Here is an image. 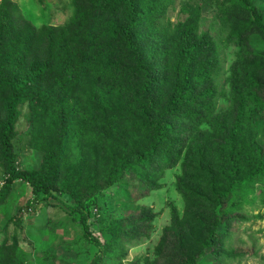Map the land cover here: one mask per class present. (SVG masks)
Returning a JSON list of instances; mask_svg holds the SVG:
<instances>
[{"label": "rangeland", "instance_id": "obj_1", "mask_svg": "<svg viewBox=\"0 0 264 264\" xmlns=\"http://www.w3.org/2000/svg\"><path fill=\"white\" fill-rule=\"evenodd\" d=\"M13 1L25 19L37 28L44 25L66 28L75 19V0ZM154 1L139 0L141 4ZM250 1L264 19V0ZM164 4L151 18L152 22L150 18L144 22L137 36L143 55L152 64L159 59L158 69L168 67L167 72L160 71L162 79L154 85L157 98L166 103L175 85L183 80L177 67L181 30L185 27L192 30L196 40L206 35L219 46L221 73L214 84L223 98L216 104L215 115L222 109L236 107L243 114L246 129L254 130L257 120L260 142L264 144V91L257 89L247 70L244 71L250 63L258 64L260 56L263 58L264 36L255 30L245 38L233 35L247 24L254 28L238 0H166ZM199 7L201 14L197 12ZM192 16L197 19L191 20ZM238 60L241 76H233L236 81L231 83L232 68ZM74 72L81 76L80 82L71 80V96H67L62 107L57 103V95H47L45 98L52 102L49 111L34 119L29 100L18 105L12 140L16 166L20 170H40L47 147L57 144L63 151L52 170L55 184L52 196L36 191L22 180L13 182L3 194L0 248H10L6 251L7 255L15 256L14 264H178L177 232L187 223L180 226L176 219L180 216L183 222L198 206L190 203L179 187L182 161L174 167L167 165L163 157L171 155L168 147L151 167L133 165L115 182L124 157L132 155L148 133L135 119L127 117L133 101L123 105L122 92L115 95L118 107L110 114L115 121L108 122L107 113L99 108L102 96L92 89L93 85L103 91L105 83L94 73L89 76L85 72L88 76L85 77L84 71L76 68ZM202 88L196 84L194 91L198 93ZM130 89L134 91L131 86L123 89L128 98ZM2 92L0 120L6 119V97ZM84 96L83 105L73 102L74 98ZM138 102L139 99L134 105ZM212 119L211 116L209 121L205 119L207 123L198 126L197 119L174 118L172 125L185 133L183 144L191 134L198 136L209 131ZM6 182L0 147V189ZM110 182H115L116 188L108 189ZM73 184L77 186L74 190ZM195 184L200 189V183ZM93 185L99 187L95 197L87 199L86 207L74 211L73 194L86 193ZM234 202H241V208L234 206ZM226 205L232 210V220L224 226L221 258L209 256L202 264H264V170Z\"/></svg>", "mask_w": 264, "mask_h": 264}, {"label": "trees", "instance_id": "obj_2", "mask_svg": "<svg viewBox=\"0 0 264 264\" xmlns=\"http://www.w3.org/2000/svg\"><path fill=\"white\" fill-rule=\"evenodd\" d=\"M164 2L166 0L144 4L139 0H75L76 15L71 25L66 28L47 25L37 28L25 19L15 1H1L0 90L6 97V119L0 120V147L7 182L0 189V200L16 180L25 181L36 191L52 196L55 188L52 170L63 151L61 145L47 147L40 170H20L16 166L12 140L14 122L19 116L18 105L25 99L29 100L34 110L33 118L37 119L49 111L52 102L45 98L47 95H57L60 107L67 96H71V80L80 82V75L74 72L76 68L84 71V75L94 73L105 83L103 91L93 85L92 89L102 96L99 97V108L107 113V121H115L110 114L113 108L118 107L115 95L122 92L123 105L133 101L127 117L135 119V123L144 126L148 133L142 145L132 155L124 157L123 167L114 177L115 182L133 165L151 167L170 147L171 155L163 158L170 167L182 161L183 174L179 177V187L190 203L198 205L183 222L180 216L176 219V223L181 222L180 226L187 223L177 232L176 244L180 249L178 264H202L209 256L221 258L224 226L232 220V210L227 209L226 204L263 173L264 144L260 142L257 120L253 124L254 130L246 129L243 114L236 107L222 109L215 115L216 104L223 98L218 85L214 84L221 73L219 46L206 35L196 40L192 30L186 27L181 30L182 45L178 50L177 67L183 80L175 85L166 103L157 98L154 85L160 83V71L164 66L158 69L161 65L159 59L152 64L143 55L137 36L141 34L144 22L155 18L156 11L164 7ZM238 2L247 14L246 18H251L254 28L247 24L240 30L241 34L233 35L245 38L255 30L264 36L261 11L250 0ZM201 10L199 7L198 14ZM193 19L197 18L192 16ZM260 59L258 64L250 63L244 71L247 70L249 79L257 85L254 86L264 91V55ZM239 67L240 60L233 65L231 83L236 81L233 76H241ZM196 84L202 85V91H194ZM125 86H131L136 91L130 89L129 98L123 92ZM76 95L77 91H74L72 96ZM79 97L73 102L81 106L86 98ZM137 99L140 103L134 105ZM73 106L70 105V108ZM77 113L84 115V112ZM211 116L209 131L198 136L191 134L188 140L181 143L185 133L173 128L172 119H197V125L201 126ZM197 181L200 189L196 188ZM115 182H110L107 188H116ZM76 187L73 184L72 189ZM98 189L97 185H93L86 193L73 194L76 200L73 210L86 207L89 203L87 199L95 197ZM233 205L241 208L242 203L234 202ZM7 248H0V264H5V260L6 264L15 262L14 255H7Z\"/></svg>", "mask_w": 264, "mask_h": 264}]
</instances>
